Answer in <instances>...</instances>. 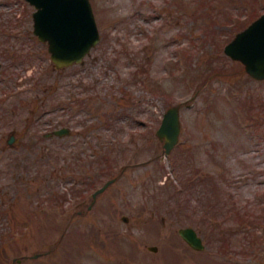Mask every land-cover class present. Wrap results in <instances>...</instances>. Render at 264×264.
<instances>
[{"label": "rangeland", "instance_id": "374dc122", "mask_svg": "<svg viewBox=\"0 0 264 264\" xmlns=\"http://www.w3.org/2000/svg\"><path fill=\"white\" fill-rule=\"evenodd\" d=\"M91 2L99 40L56 67L0 0V264H264V78L223 51L264 0Z\"/></svg>", "mask_w": 264, "mask_h": 264}, {"label": "water", "instance_id": "95a60500", "mask_svg": "<svg viewBox=\"0 0 264 264\" xmlns=\"http://www.w3.org/2000/svg\"><path fill=\"white\" fill-rule=\"evenodd\" d=\"M34 5L32 10L33 32L41 40L47 41L50 57L56 67L82 61L92 45L100 38L91 0H28ZM224 50L239 59L245 70L256 78H264V10L248 24L237 30L225 42ZM68 125H60L51 132H68ZM181 129L179 105L171 104L162 113L156 133L163 140L165 152H169L179 139ZM49 133V132H48ZM11 132L9 141L13 139ZM114 177L106 179L93 190V199ZM122 217L127 219V215ZM179 234L194 248H204L205 243L197 228L191 224L178 227ZM156 249L157 244L150 243ZM37 255V252L34 253Z\"/></svg>", "mask_w": 264, "mask_h": 264}, {"label": "flooded vegetation", "instance_id": "af4514ba", "mask_svg": "<svg viewBox=\"0 0 264 264\" xmlns=\"http://www.w3.org/2000/svg\"><path fill=\"white\" fill-rule=\"evenodd\" d=\"M254 9V8H253ZM253 9H251L250 10V12L248 13V18H249V22L253 19V18H255L258 14H260L262 11H260V12H256L255 13V11L253 10ZM252 14H253V16H252ZM248 22V23H249ZM247 23V24H248ZM244 27V26H243ZM241 29V28H240ZM239 30V29H238ZM225 44V43H224ZM223 51L225 52V50H224V46H223ZM226 53V52H225ZM229 55V54H228ZM55 128V127H54ZM52 130H49V131H47L46 132V134L47 135H51V134H56V133H54V132H51ZM49 132V133H48ZM10 135H11V133H9V136H8V138H7V140H8V142L10 143V142H12V141H14L15 140V133H14V136H13V139L11 140V141H9V137H10ZM61 135V134H60Z\"/></svg>", "mask_w": 264, "mask_h": 264}, {"label": "trees", "instance_id": "16d2710c", "mask_svg": "<svg viewBox=\"0 0 264 264\" xmlns=\"http://www.w3.org/2000/svg\"><path fill=\"white\" fill-rule=\"evenodd\" d=\"M252 16H253V14H252ZM209 62L211 63V61H209ZM210 63H209V64H210ZM242 64H243V63H242ZM211 66H212V67H211ZM210 67H211L212 69H213V67H215L214 70L217 71V68H216L215 65H210ZM243 68H244V66H243ZM178 189H179V188H178Z\"/></svg>", "mask_w": 264, "mask_h": 264}]
</instances>
